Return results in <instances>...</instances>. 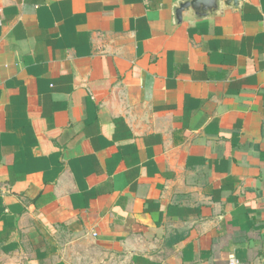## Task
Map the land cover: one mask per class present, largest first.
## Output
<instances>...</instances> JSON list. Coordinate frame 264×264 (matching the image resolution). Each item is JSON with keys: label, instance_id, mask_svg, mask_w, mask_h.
I'll use <instances>...</instances> for the list:
<instances>
[{"label": "crops", "instance_id": "0c3cea01", "mask_svg": "<svg viewBox=\"0 0 264 264\" xmlns=\"http://www.w3.org/2000/svg\"><path fill=\"white\" fill-rule=\"evenodd\" d=\"M0 0V264H264V0Z\"/></svg>", "mask_w": 264, "mask_h": 264}, {"label": "water", "instance_id": "95a60500", "mask_svg": "<svg viewBox=\"0 0 264 264\" xmlns=\"http://www.w3.org/2000/svg\"><path fill=\"white\" fill-rule=\"evenodd\" d=\"M242 0H180L174 7L177 23L185 16L193 15L196 21L213 19L226 10L240 9Z\"/></svg>", "mask_w": 264, "mask_h": 264}, {"label": "built area", "instance_id": "2783aa9c", "mask_svg": "<svg viewBox=\"0 0 264 264\" xmlns=\"http://www.w3.org/2000/svg\"><path fill=\"white\" fill-rule=\"evenodd\" d=\"M227 264H242L240 261H238L237 259H230L229 262Z\"/></svg>", "mask_w": 264, "mask_h": 264}]
</instances>
